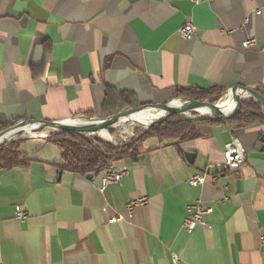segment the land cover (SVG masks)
<instances>
[{"label":"crops","instance_id":"0c3cea01","mask_svg":"<svg viewBox=\"0 0 264 264\" xmlns=\"http://www.w3.org/2000/svg\"><path fill=\"white\" fill-rule=\"evenodd\" d=\"M186 23L191 41L178 33ZM240 88L264 91V0H0V127L99 121L180 90ZM196 130L184 142L148 139L111 164L126 174L105 188V171L67 170L48 138L6 142H21L28 164L0 169V264H264V126ZM233 139L246 153L236 172L223 168ZM197 174L206 183L193 187ZM198 201L212 213L187 230Z\"/></svg>","mask_w":264,"mask_h":264},{"label":"trees","instance_id":"16d2710c","mask_svg":"<svg viewBox=\"0 0 264 264\" xmlns=\"http://www.w3.org/2000/svg\"><path fill=\"white\" fill-rule=\"evenodd\" d=\"M264 97L263 90H256ZM225 89L215 90H180L175 94L176 98L189 100L193 102L211 101L216 102L226 95ZM176 103H186L179 101ZM147 105L130 104V109H136ZM234 105L226 109L219 117L231 114ZM239 106L237 104L236 109ZM235 109V110H236ZM116 116V115H114ZM113 116V117H114ZM86 117L93 119V114H81L76 118ZM239 127H249L256 124L264 126V108L259 102L254 100H244L237 115L230 119L224 120ZM223 122L218 119H197L183 120L178 116L172 115L165 120L154 124L148 130L141 133L130 144L122 147H114L109 143L98 140L99 143H93L82 135L68 131H54L49 134L48 140L55 144L61 153L62 161L65 168L69 171L83 175L99 174L105 171L106 167L114 161L125 158H136L145 141L151 138H157L167 141L184 142L198 137L197 126L214 125ZM16 124H9L0 127V133L12 129ZM19 141L5 143L0 146V169L11 168L13 166H25L28 164L26 155L20 151Z\"/></svg>","mask_w":264,"mask_h":264},{"label":"built area","instance_id":"2783aa9c","mask_svg":"<svg viewBox=\"0 0 264 264\" xmlns=\"http://www.w3.org/2000/svg\"><path fill=\"white\" fill-rule=\"evenodd\" d=\"M201 0H192V2L199 3ZM195 26L192 23H186L183 25L178 33L181 39L191 41L195 33ZM257 45V40L254 38L246 40L242 44L243 49H251ZM94 121V120H88ZM41 126L37 127V131ZM48 138V136H45ZM225 162L223 168L226 171L236 172L246 161V153L237 139H233L230 143L225 146ZM125 172H118L111 166L105 169V174L102 179V188H105L111 184H122L125 176ZM188 183L193 187L203 186L206 183L205 175H194ZM148 205V199L146 197L138 200L131 201L126 205V213L130 216L134 213L137 208L145 207ZM18 219L23 221L27 218V213L18 209ZM212 213V209L205 208L201 201L196 202L194 205L188 208V215L183 223V227L187 230H194L203 223V216ZM123 217L119 215L115 219H112L110 223L121 221ZM261 242L264 244V236L261 238Z\"/></svg>","mask_w":264,"mask_h":264},{"label":"bare ground","instance_id":"6f19581e","mask_svg":"<svg viewBox=\"0 0 264 264\" xmlns=\"http://www.w3.org/2000/svg\"><path fill=\"white\" fill-rule=\"evenodd\" d=\"M238 90H241V89H234L233 92H230L226 98L220 100L221 102L218 103V105H219L218 111L214 110L212 108H209L207 106H195V107H193V109H195L197 111V113L202 117H218L222 114V112L224 110H226L231 105L235 104L233 112L231 114L224 115V116H230L234 113V111L237 107V104L240 100H242V99L246 100V99H250L252 97L251 94H249L247 92H243V91H238ZM179 101L180 100L173 101L170 104V108L173 110H182L186 106L191 107L189 102L176 103ZM203 110H205V111H203ZM137 113L138 114H136L132 118L131 121L127 122L129 115H126V116L119 118V119H121L120 123L122 122V124L114 123L113 121L116 120V119H114V120L110 121L107 125H108V127H120V126H124L126 124H130V125H141L145 128H148L154 121H157L158 119H160L161 117H164L167 114V112L154 113V109H148L146 111L139 110V111H137ZM60 124L66 126V127H72V128H76V127L93 128L94 131L90 133L91 135H99V136H102L104 138H107L110 141L113 140V136L109 133L107 128H103L101 126L99 121H88V120H84V119H78V120L70 119L67 121H63ZM37 127H38V124H32V125L22 126V127L17 128V129H14L12 131H9V132L0 136V144H2L5 141H9L11 139H14L15 137H17L19 135H33L34 131ZM122 128H124V127H122ZM22 138H24V137H22Z\"/></svg>","mask_w":264,"mask_h":264},{"label":"water","instance_id":"95a60500","mask_svg":"<svg viewBox=\"0 0 264 264\" xmlns=\"http://www.w3.org/2000/svg\"><path fill=\"white\" fill-rule=\"evenodd\" d=\"M243 92H247L249 94H251V98L250 99H253L255 100L256 102H259L263 107H264V97L261 96L259 93H257L256 91L254 90H251V89H246V88H240ZM245 99H242L240 100L239 102V106L238 108L234 111V113L230 116H223V117H204L205 119H218V120H230L232 118H234L237 113L239 112L241 106H242V103ZM248 100V99H246ZM190 103V106L191 107H185L184 109L182 110H173L170 108V104H156V105H149L147 107H140V108H136V109H131L129 111H126V112H123L119 115H116L114 117H110V118H107V119H101L99 120V123L101 124V126L103 128H110L108 127V123L114 119H118L120 117H123V116H126V115H129L131 113H134V112H137L139 110H142V109H146V108H149V109H159V110H163L165 112L168 113V115H181V114H185V113H188V112H197L195 109H193V107L195 106H207L209 108H212L214 110H219V105L217 103H210V102H193V101H189ZM157 121H154L148 128L146 129H149L151 126H153L154 124H156ZM32 124H38V127L39 125L40 126H48L50 127L51 129L55 130V131H68V132H75V133H78V134H90L91 132L94 131L93 128H88V127H76V128H72V127H66L64 125H61L60 123H49V122H39V123H25V122H22V123H19L18 125H16V127L14 129H17L19 127H22V126H26V125H32ZM14 129H11L9 131H12ZM37 129V128H36ZM7 131V132H9ZM7 132H4V133H1V135L7 133ZM8 141H5L3 142L2 144L6 143ZM261 143L263 144L262 146V151H264V134L261 136ZM0 144V146L2 145ZM194 155L193 154H187V158L189 159V161H193L194 159ZM88 179H92L93 178V175L92 174H89L86 176Z\"/></svg>","mask_w":264,"mask_h":264},{"label":"rangeland","instance_id":"374dc122","mask_svg":"<svg viewBox=\"0 0 264 264\" xmlns=\"http://www.w3.org/2000/svg\"><path fill=\"white\" fill-rule=\"evenodd\" d=\"M238 91H242V90H238ZM233 92V91H231ZM228 95L226 94L223 98L219 99L218 101L216 102H211V101H204V102H210V103H219L221 102L220 100L226 98ZM177 100H180V101H183V102H189V100H184V99H181V98H176L174 97V99H172V101H170L169 103L167 104H171L173 101H177ZM240 102V101H239ZM149 106V105H147ZM147 106H143V107H147ZM232 106V105H231ZM140 108V107H139ZM229 108V107H228ZM227 108V109H228ZM149 108H146V109H142V111H146L148 110ZM152 109V108H151ZM205 111V110H203ZM225 111V110H224ZM223 111V112H224ZM159 112H165L163 110H159V109H154V113H159ZM222 112V113H223ZM138 114L137 112H134V113H131L129 114L128 116V121H131L132 118ZM193 114V115H192ZM166 116V117H165ZM164 117H161L160 119L157 120V123L165 120L166 118L170 117V115H168V113L165 115ZM172 116V115H171ZM175 116H178L179 118L183 119V120H197V119H203L204 117L200 116L197 112H188V113H185V114H181V115H175ZM219 117V116H218ZM197 118V119H196ZM120 120L121 119H116L115 121H113L114 123H120ZM122 124V122L120 123ZM119 124V125H120ZM118 125V126H119ZM129 126V127H128ZM124 127V128H122ZM130 131H129V130ZM109 131V133L113 136V140L110 141L108 140L107 138H104L102 136H99V135H91V134H80L82 135L83 137H85L86 139L90 140L91 142L93 143H99L98 140H101L105 143H109L111 145H113L114 147H122L124 145H127V144H130L132 141H134L141 133L145 132L146 129L145 127L141 126V125H130V124H126L124 126H120V127H110L107 129ZM55 130L51 129L50 127L48 126H41L37 131H34V134L33 135H40L42 137H45V136H49L50 133L54 132ZM131 132V133H130ZM86 135V136H85ZM120 142V143H119ZM3 145V144H2ZM112 163H110L106 168L110 167Z\"/></svg>","mask_w":264,"mask_h":264}]
</instances>
